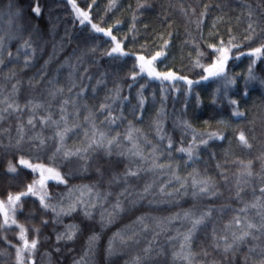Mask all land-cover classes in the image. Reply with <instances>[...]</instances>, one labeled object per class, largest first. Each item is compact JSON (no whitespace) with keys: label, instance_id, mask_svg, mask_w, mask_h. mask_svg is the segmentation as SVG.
Wrapping results in <instances>:
<instances>
[{"label":"trees","instance_id":"trees-1","mask_svg":"<svg viewBox=\"0 0 264 264\" xmlns=\"http://www.w3.org/2000/svg\"><path fill=\"white\" fill-rule=\"evenodd\" d=\"M8 9L0 201L21 198L6 222L0 203V264H264V53L252 54L264 0H0ZM221 41L230 58L206 80ZM141 56L177 79L141 74ZM38 165L59 176L38 182ZM179 169L199 194L156 202Z\"/></svg>","mask_w":264,"mask_h":264},{"label":"rangeland","instance_id":"rangeland-1","mask_svg":"<svg viewBox=\"0 0 264 264\" xmlns=\"http://www.w3.org/2000/svg\"><path fill=\"white\" fill-rule=\"evenodd\" d=\"M15 19H16V14L12 9H8L7 11L3 12L0 15V45L3 44H8L5 47H8L10 43H12V37H13V26L15 23ZM2 48H4V45L1 46ZM19 52V51H18ZM18 57H20V59H25L26 54L20 52V56L19 54H17ZM230 58V54L228 52V58L226 60L223 59L222 54L220 52H218V59L217 61L207 70V74L205 79L208 80L214 76H216L217 74H219L220 72H222L227 64L228 59ZM222 61V63H221ZM139 63H140V67H141V74L147 75L153 79H164L163 76L167 75V74H163V73H159L157 72L153 65L152 62L150 60L147 59H143L141 60L139 58ZM157 74H160L159 76ZM169 80H174L177 79V77L175 76H171L169 78H167ZM165 79V80H167ZM187 166V163L185 165H183V168ZM39 170L40 173V179L38 180V182H44V175H46V177L50 174L47 170V168L43 165H38L36 166ZM45 172V173H44ZM180 172V169H179ZM151 173L153 175L157 174L158 172L156 170L152 171ZM52 174V173H51ZM177 174V172H176ZM181 175V172H180ZM159 174L155 176V178H158ZM39 185L37 188V193L42 194V189L44 188V186ZM168 185H170L171 187L167 190L166 187H159L158 189H156V191L151 194L152 196H154V199L156 202L158 203H169V201H174L176 199H179L180 197L183 196H187L192 195L198 188L196 186V182L195 181H190L188 183V179L181 175L179 179H175V181H172L170 183H168ZM171 190V191H169ZM148 191V190H147ZM199 193L196 192L193 194V197H196ZM139 193L135 192V193H131L129 195V198H133V196L138 197ZM16 196H20V195H15L12 198H15ZM3 202V213H4V218H5V222L9 219V217L11 216V212L13 210V206L14 204L17 202L16 200H12L9 201V199L7 201H0V203ZM186 212H183L179 215H177L175 218L177 220H179L181 223H187L186 219L188 218ZM30 247V245H29ZM27 247V248H29Z\"/></svg>","mask_w":264,"mask_h":264},{"label":"snow or ice","instance_id":"snow-or-ice-1","mask_svg":"<svg viewBox=\"0 0 264 264\" xmlns=\"http://www.w3.org/2000/svg\"><path fill=\"white\" fill-rule=\"evenodd\" d=\"M82 15H86V13H82ZM94 27H95V26H94ZM250 27H251V26H250ZM96 31H97V32H100V31H103V30L100 29V28H96ZM252 31L254 32L255 29H253ZM246 38L249 39V40H251V39H252V35L249 34V36L246 37ZM228 43L231 44V41H229ZM210 47L212 48V54H213V55H215L216 52H220V53L222 54V57H223L224 60H226V59L228 58V49L225 48V47H223V41H221V46H220L219 48H217V47H215V46H210ZM113 51H115V49H113ZM257 53H264V44H262L260 47H256V48L254 49V51H253L252 54L255 55V54H257ZM159 56H160V53L158 52V53H156V56L153 57V59H156V58H158ZM140 59L143 60L144 57L141 56ZM221 63H222V61H221ZM157 75L159 76L160 74H157ZM172 75H173L172 73H168L167 75L163 76V78H164V79H167V78L171 77ZM234 103H235V102H234ZM238 115H242V113H238ZM239 140L241 141V143H242L243 145H245V146H247V147H251V145L248 144V141H247V139H246V137L244 136L243 133L240 134V136H239ZM10 170L14 171L15 169H10ZM47 171H48L49 173H52L55 177H58V176H59V173H55L53 169H48ZM28 190H29V191H32V187L29 186V189H28ZM20 198H21L20 196H16L15 198L9 197V201H12L13 199L16 200V201H19ZM197 223H199V221H197ZM244 235L246 236V235H248V233H244ZM242 238H243V237H240V239H242ZM25 247H26V248L29 247L27 241H25ZM30 247H31L32 249H34V248H35V243L33 242V243L30 245Z\"/></svg>","mask_w":264,"mask_h":264}]
</instances>
